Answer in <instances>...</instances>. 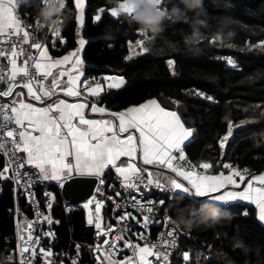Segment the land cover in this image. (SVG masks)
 <instances>
[{"label": "trees", "instance_id": "obj_1", "mask_svg": "<svg viewBox=\"0 0 264 264\" xmlns=\"http://www.w3.org/2000/svg\"><path fill=\"white\" fill-rule=\"evenodd\" d=\"M119 2L85 0L81 32L86 40L82 52L85 75L125 78L122 88L99 97L98 104L112 111L138 106L148 99H167L183 105L194 129L184 152L195 166L209 162L213 165L212 173L224 163L253 173L264 171V46H259L264 42V0H203V13L199 17L195 13H189L185 19L166 17L152 50L133 59H126L130 54L129 41L134 44L135 39L143 37L138 35L140 28L131 18L123 15L117 19L106 11L99 22L93 21L99 8L108 10L118 7ZM166 4L167 11L174 5L183 7L180 0H166ZM40 7L41 0L32 1L24 6L20 17L35 23L40 20ZM75 17L74 3L67 0L62 15L66 44L59 52L50 49L53 56L60 57L77 48ZM228 57L237 68L226 65ZM169 59L174 61L171 67L167 63ZM201 92L211 95L213 100L198 96ZM230 123L233 135L221 149L219 140ZM51 188L55 200L47 214L54 221L51 249L57 251L65 249L70 239L84 240L86 221L81 206H69L58 190ZM152 196L159 199L165 193L153 191ZM168 197L170 204L171 193ZM186 203L181 194L175 200L176 208L165 206L160 210L174 220L177 213L187 215L191 211L185 208ZM200 203L227 211L230 217L210 226L180 227L190 236L182 246L189 248L191 264H264V225L257 220L253 208L220 205L206 199ZM64 206L71 210L68 216ZM20 209L31 218L30 208L15 193L13 183L4 181L0 186V258L16 256L15 213ZM244 210L247 215L241 214ZM80 259L81 263L95 264L85 249ZM172 264L181 263L175 260Z\"/></svg>", "mask_w": 264, "mask_h": 264}, {"label": "snow or ice", "instance_id": "obj_2", "mask_svg": "<svg viewBox=\"0 0 264 264\" xmlns=\"http://www.w3.org/2000/svg\"><path fill=\"white\" fill-rule=\"evenodd\" d=\"M22 2L27 3V0ZM57 2L60 10L65 7L66 0H43L44 4ZM71 2L74 3L76 10L77 27L81 28L84 24L85 0H71ZM153 3L161 13L167 12L166 0H153ZM16 9L14 0H0V58L7 60L10 65V68H7L0 64V86H3L0 87V97H13L7 102H0V155L7 158L5 166L0 168V180H11L22 188L29 198H32L34 194L30 189L37 181H57L63 187L65 179L79 175L93 177L99 185H105V172L114 169L122 178L121 185L125 190L140 193V198L133 197L131 207L140 213L143 219L142 222L138 220L137 223H142L145 228L152 221L151 214L157 210L155 207L157 204L160 208L165 206L176 208L175 200L180 198L181 194L187 202L185 208L191 211L200 210L202 207L211 209L210 205L200 203L202 198L216 203L250 202L258 210V220L264 222V174L253 175L246 181L248 170L233 167L229 163L223 164V168L229 169L228 174L219 172L216 175H207L195 170L196 167L204 170L212 168L213 165L209 162H201L198 166L189 164L186 167L181 163L187 159L184 145L185 141L192 137L194 129L185 125L177 111L161 106L162 102L148 99L145 103L128 107L123 111H108L95 102L68 103L58 96L52 102L45 103V98L51 100L56 89H60L69 97H80L83 94L78 90L79 74L72 76L60 71L57 76L53 73V69L68 64L73 58L75 65L82 64L83 60L77 53L83 49L86 40L77 31V49L60 58H53L48 42L39 41L33 36L32 25L21 20ZM106 11L117 19L121 14H126L131 19L133 15V9L128 6L127 0H120L118 7L108 10L99 8L93 16V21L99 22L102 19L101 14ZM59 24V20L53 21L56 27L53 28L52 48L66 42L60 33ZM137 32L143 38L135 39V46L141 52H147L146 33L140 29ZM25 45L28 46V50L25 49ZM31 49H35L36 52L33 53ZM129 50L130 55L126 59H130L134 52L131 40ZM20 56L26 58L22 65L18 66L17 57ZM167 63L171 67L174 61L169 59ZM228 63L233 68L237 67L231 59ZM66 75L67 84L61 86L60 78ZM50 77V84H46L45 81ZM105 80L109 81L108 88L119 89L125 83L122 75L108 76ZM17 87L21 91L14 93ZM24 89L27 91V96L44 106H36L26 102L25 99H20L25 95ZM85 90L91 96H97L102 91V86L99 83L95 86L88 85ZM197 95L208 101L213 100L211 95L202 92ZM89 108L92 113L106 114L112 119L86 118L85 109ZM125 133L126 136L123 135ZM232 135L233 126L230 123L226 133L219 140L221 149ZM138 152L142 154L143 165H157L181 179L168 177L166 182H162L160 177L164 175L163 172L153 173L151 169L138 167L131 162L118 164L121 157H128L131 161ZM26 166L36 170V180H33V173L27 171ZM144 173H147V177ZM237 177L239 180L236 179ZM185 181L187 183H184ZM245 181L247 186L241 189L240 182ZM254 182L258 186H254ZM141 186L144 189L154 186L165 193V196L158 200L147 198L145 202ZM228 186L240 190H231ZM97 192L103 195L104 189L98 187ZM168 193H171L170 204ZM45 195L54 201V195L50 193ZM94 202V211L89 212L87 223L94 225L101 233L111 234V226L102 228L101 224L103 200L93 197L84 204V208L88 209ZM51 206V203L47 205L49 209ZM116 207L119 209V204ZM241 214L247 215V210L242 211ZM36 215L38 220L42 216L43 221L49 225L54 222L47 214L37 212ZM129 216L130 214L125 211L119 219L123 220ZM160 219L167 228L171 217L165 215ZM34 227L33 222H27L26 228L29 230L27 236L19 237L25 241L20 246V264H38V262L56 264L55 260L48 259L53 257V251L41 245L39 236H34ZM125 231L128 230L122 227L120 234L115 235L111 242L105 238L102 244L95 246L94 250L97 253L95 259L99 264L105 262L106 264H153V261L148 259L152 256L156 257L159 264H169L168 249L177 246L178 237L175 228L161 233V238L154 243L146 241L142 247L138 243L133 245L131 241H126L125 246L132 249L133 256H125L122 260L115 259L116 242L125 239L123 236ZM44 235L53 237L54 233L49 231ZM36 246H39L42 260L38 257ZM80 248L79 244L75 245L77 257ZM24 253L29 255L25 257ZM182 259L185 262L189 261L188 251L183 252ZM60 264H64V261L61 260ZM71 264H79L78 259H72Z\"/></svg>", "mask_w": 264, "mask_h": 264}, {"label": "built area", "instance_id": "obj_3", "mask_svg": "<svg viewBox=\"0 0 264 264\" xmlns=\"http://www.w3.org/2000/svg\"><path fill=\"white\" fill-rule=\"evenodd\" d=\"M57 3H49V4H45V6L54 8L56 7ZM66 3H67V0H66ZM41 6H43V0H41ZM65 7H66V4H65ZM65 7L60 10V15L56 19L60 21L59 29H60L61 35H62V15L65 12ZM19 18L23 20L24 22H26L24 19L20 17V15H19ZM26 23L32 25L33 36L36 37L39 41L48 42L49 48L51 50L59 52L62 50V48L66 44V43H59L55 46V48L51 47V40L53 38V25H45L44 23L41 22V20H38L35 23H29V22H26ZM24 47L26 50H28L27 45H25ZM30 51H32L33 53L36 52L35 49H31ZM25 58L26 57L24 56L17 57L18 66L22 65L23 60ZM0 64H3L5 67L10 68L8 61L4 60L3 58H0ZM103 78H104V75L102 74L85 75L79 82V87L83 89V88H86L88 85L93 86L99 83L101 80H103ZM85 81H87V83H84ZM0 87H3V86H0ZM7 101H8L7 98L0 97V102H7ZM4 158H5V163H6L7 158L6 157ZM181 163H184L186 167L189 164L191 166H195L188 159H186V161L181 162ZM240 169H246V168H240ZM26 170L31 172L27 166H26ZM195 170L201 174H208V170L199 169L198 167H196ZM247 170H248V173L246 177L251 178V176L255 175V173H253L249 169ZM145 177L147 176L145 175ZM32 178L33 180H36V176L34 173H33ZM104 178L106 181L105 185H99L98 181L96 180L95 186L93 188V191L90 197L84 203H82L81 205H78V206H81L84 211L86 227L87 226L92 227L91 243H89L87 240L73 241L72 239H70L69 244L67 245L65 249H60L57 251H53L51 249V244L53 243L54 236L47 237L44 235L45 233L49 231L53 232L52 224L49 225L46 221H43L42 216L38 220L36 213L39 212L42 214H47V212L51 209V208L49 209L47 205L49 203L53 205V201L50 200V198L47 197L45 193H50L54 195L51 187L56 188L58 192L60 193V189H61L60 184L58 182L52 183L50 181H43V182L37 181L33 185V187L30 189V191L33 192L34 195L32 198H29L27 196V193H25L22 188H19V186H17L14 182L11 181L13 183L15 193L24 199L26 205L31 210L32 216L28 222H33L35 225L34 231H33L34 236H39L41 245H43L46 249L50 248L54 253L53 257H49L48 259L55 260L56 264H60L61 260L64 261V264H71L72 259H78L79 264H87V263H81L80 254L77 257L75 245L79 244L81 246L80 253L82 249H85L86 251L87 249H90L92 257H96L97 253L94 250L95 246L97 244H102V241L105 238L109 239L111 242L114 239L115 235L120 234V230L123 227L127 229L128 231H125L123 233V236L125 237V239L116 242V249H115L117 253L115 256V259L122 260L124 259L125 256H129V257L133 256L132 249L130 247L125 246L126 241H131L133 245L138 243L142 247L146 241L154 243L161 238V233L165 232L167 229L175 228L176 234L178 237L177 246L174 249H168L169 264H172V261H175V260L177 262H180L181 264H191L190 250L185 245L182 246V243L190 238L189 234L186 231H183L180 227H177L173 223L172 219H171V222L167 224V228H166L164 221L160 218L167 214L161 212L160 206L158 204L155 206L157 210L151 214L153 219L150 222L149 226L147 228L143 227L142 223H137L138 220L142 222V219H143L142 216L140 215L139 212L136 211V209L131 207L133 197H136L137 199L140 198V193L136 191H132V190H125L121 185L122 178L116 174L108 175V176H105ZM255 185L256 184L254 183V186ZM98 187L104 189L103 195L97 192ZM153 191L163 193L159 189L155 188L154 186H152L150 189H144L141 186V192L144 193L145 202L147 198L158 200L154 196H152ZM117 193H119V195H117ZM149 193H151L150 196H149ZM93 197L104 201L102 208H101V213H100V216L102 218L101 224H102V228H109V226H111L112 228L111 234L106 233V232L101 233L99 230L95 228L94 225H89L87 223L88 214L90 211L94 210L95 202L92 205H90L88 209H85L83 206L89 199H93ZM117 204H119L120 206L119 209H117L116 207ZM64 211H65L66 216H68L69 213L71 212V210L70 209L68 210L65 206H64ZM125 211L128 212L130 216L123 220L119 219V216H123ZM47 215L49 216V213ZM28 231L29 230L26 228L25 235H24L25 237L27 236ZM24 243H25L24 240L20 241L19 247L17 250V256L14 260L6 262V263H0V264H20V259H21L20 246H22ZM36 247H37L38 257H40V259L42 260L43 257H42V254L39 253V246H36ZM103 247L106 248L107 246H103ZM184 251H188L190 255V259L187 262L183 261L182 259V255ZM23 255L26 257L29 254L24 253ZM148 259L150 261H153V264H159L155 256L149 257Z\"/></svg>", "mask_w": 264, "mask_h": 264}, {"label": "crops", "instance_id": "obj_4", "mask_svg": "<svg viewBox=\"0 0 264 264\" xmlns=\"http://www.w3.org/2000/svg\"><path fill=\"white\" fill-rule=\"evenodd\" d=\"M32 1H35V0H27V3H23L22 0H14V2H15L16 5H17V9H16V10H17V14H18V15H22V9L24 8V6H25L26 4L32 2ZM37 1H38V0H37ZM123 15H126V14H121V16H123ZM126 16H127V15H126ZM77 31H79V32L81 33V32H82V27H81V28H78V27H77ZM77 39H78V37H77ZM77 47H78V46H77ZM132 47H133V49H134V52L131 54V58H130V59H133V58H135L136 56H138V55H140L141 53H143V52L140 51V49H139L138 47L135 46V43L132 44ZM76 49H77V48H76ZM83 49H84V47H83ZM83 49H82L80 52L77 53V55L80 56L81 58H82V52H83ZM72 51H73V50L68 51V52H66L65 54L61 55L60 57H62V56H64V55H67V54H69V53L72 52ZM137 53H139V54H137ZM50 54H51V52H50ZM129 55H130V54H129ZM51 56H52L53 58H60V57H55V56H53L52 54H51ZM228 67H229V68H233L232 66H228ZM236 68H237V67H236ZM74 69H75V70H74ZM233 69H235V68H233ZM60 71H65V72H67L69 75H72V76H75V75H78V74H79V75H80V80L78 81V90L81 91L83 94H82L80 97H69V96L64 95L63 92L60 91V89H56V90H55V94H54V96L51 98V100H49L48 98H45V103L52 102V101L55 100V99L57 98V96H58L59 98L64 99V100H65L66 102H68V103H78V102H85V101H87L89 104H91L92 102H95V103H97L98 106L105 107L104 105H100V104H98V98L101 97V96H103L104 94H106V93L109 92V91H112V90H118L117 88H108V87H107V84L109 83V81H106V80H105V77L113 76V75H104L103 80H101V81L99 82V84L102 86V91H100L99 94H98L97 96H91V95L85 90L87 87H86V88H83V89L80 88V87H79V82H80L81 79L85 76V70H84V65H83V63L80 64V65H75V58H73V60L70 61L68 64H65V65H63V66H61V67H58V68L53 69V73H54L55 75H57V76H58V74H59ZM67 79H68L67 75L64 76V77H62V78H60L61 86H64V85L67 84ZM50 80H51V77L48 78V80H46V84H50ZM124 85H125V83H124L120 88H122ZM93 86H95V85H93ZM120 88H119V89H120ZM18 91H21V89H20L19 87H17V88L14 90V93H15V92H18ZM23 91H24L25 95H24L23 97H20V99H25L26 102H31V103H33V104L36 105V106H44V104H41L40 102H38V101L32 99L31 97L27 96V91H26V89H24ZM12 98H13V97H8L7 99L10 100V99H12ZM175 105H176V106H179L180 104L176 103ZM105 108L108 109L107 107H105ZM108 111H112V110L108 109ZM122 111H123V110H122ZM85 114H86V118H93V119L108 118V119H112L111 117H108L106 114H105V115H101V114H99V113H92L91 110H90V108H89V109H85ZM123 135L126 136L127 134L125 133V134H123ZM137 136H138V133H137ZM191 139H192V137H190L188 141H185V145H186L187 143H189V142L191 141ZM185 145H184V146H185ZM120 162H124L125 164H127L128 162L135 163L138 167L149 168V169H151V170L153 171V173H155V172H157V171H159V172H163L164 175L160 177V179H161L162 182L167 181L168 177L176 178V179H178V180L181 179V178H179V177H175V174H174V173H171L169 170H167V169H164V170H163V168H160V167L157 166V165H151V166L143 165L142 154L139 153V152L137 153V156H136L134 159H132L131 161H129V158H128V157H121V158H120V161H118V164H119ZM5 164H6V163H5ZM27 167H28V169H29L32 173L35 174V171H36L35 169L31 168L30 166H27ZM219 172H224L225 174H228L229 169H225V168H223V166H222V168L219 169V170H218L217 172H215V173L210 172V169H209V172H208L207 175H216V174H219ZM110 174H116V175H118V174L115 172L114 169H113L112 171H106V172H105V176H106V175H110ZM144 174L147 176V173H144ZM259 174H264V171H261V172L255 173V175H259ZM75 176H79V175H75ZM72 177H73V176H72ZM84 177H86V176H84ZM68 179H69V178H68ZM236 179L239 180L238 177H237ZM247 179H250V178L246 177V181H247ZM66 180H67V179H65L64 181H66ZM4 181H6V180H2V182H4ZM10 181H11V180H10ZM246 181H245V182H240V183H241V189H243L244 187L247 186ZM50 182L54 183V182H57V181H50ZM184 183H187V182L185 181ZM254 183H255V182H254ZM255 186H258V185H255ZM228 187H229V189H231V190H240V189H232V186H228ZM202 199H206V198H202ZM206 200H207V199H206ZM207 201H208V202H211V201H209V200H207ZM212 203H216V202H212ZM216 204H220V205H245V206L251 207V208L254 209L255 214H256V218H257V220H258V210L256 209L255 205L252 204V203H250V202H246V201H237V202H232V203H216ZM15 219H16L17 237H18V238H17V239H18V241H17V248H16V252H15V254H16V256H17V250H18L19 243H20V239H19V237H20L21 235L23 236V234H24V230L26 229V224H27V222L29 221L30 217H29L25 212H22V210L20 209V210L16 211V213H15ZM258 221H259V220H258ZM259 222H260V221H259ZM260 223L264 225V222H260ZM14 256H15L14 254H10L9 256H5V257H3V258H0V262H2V263H6V262H9V261H12V260H14V259L16 258V256H15V258H14ZM7 260H9V261H7ZM93 260H94V263H95V264H99V261H97V260L95 259V257H93ZM105 264H106V262H105Z\"/></svg>", "mask_w": 264, "mask_h": 264}, {"label": "clouds", "instance_id": "obj_5", "mask_svg": "<svg viewBox=\"0 0 264 264\" xmlns=\"http://www.w3.org/2000/svg\"><path fill=\"white\" fill-rule=\"evenodd\" d=\"M128 6L133 9L132 21L139 26L140 30L146 33L145 41L148 51L152 50L155 38L163 31V21L167 18L185 19L189 13H195L199 17L203 13V0H180L179 5H174L170 11L161 13L157 10L153 0H127ZM60 15L59 3L56 7H40L38 18L45 25H53V21ZM56 26L53 25V28ZM230 217L227 211L222 212L218 208H211V211L192 210L187 215L184 212L177 213L173 223L177 227L192 229L202 225L210 226Z\"/></svg>", "mask_w": 264, "mask_h": 264}, {"label": "water", "instance_id": "obj_6", "mask_svg": "<svg viewBox=\"0 0 264 264\" xmlns=\"http://www.w3.org/2000/svg\"><path fill=\"white\" fill-rule=\"evenodd\" d=\"M157 101L162 102L161 106L166 107L168 110L177 111L184 120L185 125L193 128V121L189 118L188 109L185 106H176L173 102L167 99H157ZM4 166L5 158L0 155V168H3ZM2 183V180H0V186ZM95 183L96 179L93 177L73 176L63 182V187L60 189L61 197L65 203L69 204V206L74 207L81 205L90 197ZM91 233L92 227L87 226L84 233V240H87L89 243H91ZM87 254L90 259L93 260L90 249H87Z\"/></svg>", "mask_w": 264, "mask_h": 264}, {"label": "rangeland", "instance_id": "obj_7", "mask_svg": "<svg viewBox=\"0 0 264 264\" xmlns=\"http://www.w3.org/2000/svg\"><path fill=\"white\" fill-rule=\"evenodd\" d=\"M259 46H264V42L260 43ZM231 59L232 61H234L232 58L228 57V58H225V62H226V65L227 66H231L229 63H228V60ZM166 182V181H165ZM55 200V199H54ZM53 201V200H52ZM54 202V201H53ZM84 207V206H83ZM94 211V210H93Z\"/></svg>", "mask_w": 264, "mask_h": 264}]
</instances>
